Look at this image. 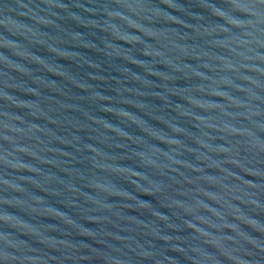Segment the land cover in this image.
Here are the masks:
<instances>
[{
  "label": "water",
  "instance_id": "obj_1",
  "mask_svg": "<svg viewBox=\"0 0 264 264\" xmlns=\"http://www.w3.org/2000/svg\"><path fill=\"white\" fill-rule=\"evenodd\" d=\"M0 264H264V3L0 0Z\"/></svg>",
  "mask_w": 264,
  "mask_h": 264
},
{
  "label": "snow or ice",
  "instance_id": "obj_2",
  "mask_svg": "<svg viewBox=\"0 0 264 264\" xmlns=\"http://www.w3.org/2000/svg\"><path fill=\"white\" fill-rule=\"evenodd\" d=\"M261 3H264V0H261Z\"/></svg>",
  "mask_w": 264,
  "mask_h": 264
}]
</instances>
